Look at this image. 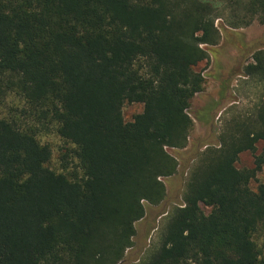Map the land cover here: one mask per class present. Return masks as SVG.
<instances>
[{"label": "trees", "instance_id": "trees-1", "mask_svg": "<svg viewBox=\"0 0 264 264\" xmlns=\"http://www.w3.org/2000/svg\"><path fill=\"white\" fill-rule=\"evenodd\" d=\"M217 1L221 11L215 0H0V90L31 122L0 118V264L122 261L176 173L168 150L187 145L216 16L264 23V0ZM251 59L245 76L263 81L264 51ZM124 104L142 112L125 123ZM51 129L73 146L74 169L48 167L38 135ZM259 142L264 100L195 153L182 204L139 264H264V184L250 188L264 158L236 168Z\"/></svg>", "mask_w": 264, "mask_h": 264}, {"label": "rangeland", "instance_id": "rangeland-1", "mask_svg": "<svg viewBox=\"0 0 264 264\" xmlns=\"http://www.w3.org/2000/svg\"><path fill=\"white\" fill-rule=\"evenodd\" d=\"M221 5V2L215 0L218 11H221ZM214 25L219 31L218 43L204 47L208 59L195 69L204 77V86L202 92L191 100L188 108L193 128L187 145L181 150H168L176 159V173L163 179V201L157 206L145 205L144 217L135 225L132 246L119 264H139L152 256L159 247L167 215L182 204L186 179L195 163V153L204 150L205 145L215 144L219 134L232 120H244L253 115L264 100V80L259 81L244 74L245 66L252 63V55L258 50L264 51V23L255 20L249 26L233 28L228 25L226 15L218 14ZM24 110L25 105L19 97L0 90V118L12 119L21 125L29 124L31 122L24 115ZM141 112V104H124V122H131ZM38 139L51 149L50 169L61 172L64 163H67L65 166L69 169L76 167V160L70 155L73 146L65 143L53 129L40 133ZM65 153L68 154L67 162L61 161ZM256 156L264 158V142L256 144L255 153H241L236 168H254ZM261 184H264V166L251 181L250 188L255 191ZM204 211L207 213L209 210ZM258 243L264 244L261 236Z\"/></svg>", "mask_w": 264, "mask_h": 264}]
</instances>
